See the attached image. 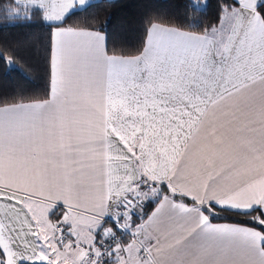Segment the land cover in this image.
Here are the masks:
<instances>
[{
  "label": "snow or ice",
  "instance_id": "obj_1",
  "mask_svg": "<svg viewBox=\"0 0 264 264\" xmlns=\"http://www.w3.org/2000/svg\"><path fill=\"white\" fill-rule=\"evenodd\" d=\"M91 6L0 0L50 29L49 97L0 106V264H264V0L132 57L68 26Z\"/></svg>",
  "mask_w": 264,
  "mask_h": 264
},
{
  "label": "trees",
  "instance_id": "obj_2",
  "mask_svg": "<svg viewBox=\"0 0 264 264\" xmlns=\"http://www.w3.org/2000/svg\"><path fill=\"white\" fill-rule=\"evenodd\" d=\"M187 2L93 0L87 12L68 20V26L105 32L109 54L135 56L143 46L145 28L150 22L196 33L219 25L218 7L222 0H207L206 8L197 12L186 8ZM193 20L198 27L193 26ZM49 46L50 29L39 19L18 25L0 19V52L15 65L10 67L6 59H0V106L5 102L26 103L49 97Z\"/></svg>",
  "mask_w": 264,
  "mask_h": 264
},
{
  "label": "crops",
  "instance_id": "obj_3",
  "mask_svg": "<svg viewBox=\"0 0 264 264\" xmlns=\"http://www.w3.org/2000/svg\"><path fill=\"white\" fill-rule=\"evenodd\" d=\"M93 0H90V2H92ZM162 26H164V27H168V28H174V27H169V26H165V25H162ZM220 25H218L217 27H219ZM174 29H176V30H178V31H184V30H180V29H177V28H174ZM83 30H87V31H98V30H92V29H83ZM102 34H104V35H106L105 34V32H102V31H100ZM185 32H191V31H185ZM197 34H202V33H197ZM107 37V36H106ZM126 57H132V56H126ZM26 103H28V102H26ZM214 222H216V223H225V222H223V221H214Z\"/></svg>",
  "mask_w": 264,
  "mask_h": 264
}]
</instances>
